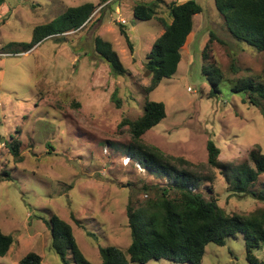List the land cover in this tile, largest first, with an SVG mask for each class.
<instances>
[{"label":"rangeland","instance_id":"obj_1","mask_svg":"<svg viewBox=\"0 0 264 264\" xmlns=\"http://www.w3.org/2000/svg\"><path fill=\"white\" fill-rule=\"evenodd\" d=\"M186 1L5 0L0 5V175L12 176V181H0V228L14 240L0 264H20L29 253L39 255L42 264H63L52 250L47 222L53 215L71 225L92 264H101L100 248L127 251L132 242L129 206L139 208L155 198L156 191L146 187L172 184L158 171L137 167L131 151L141 144L172 159V165L184 159L190 170L212 177L213 183L202 182L199 190L227 214L264 208L250 195L232 192L224 176L227 167L249 162L256 146L264 152L260 109L234 93L231 83L246 78L264 84V52L229 33L215 0H196L203 11L194 17L176 74L145 95L151 77L144 65L164 33L158 19L171 23L169 5ZM86 3L96 9L82 29L49 37L28 52L9 47L29 43L36 26ZM138 3L155 7L158 17L137 20L133 10ZM97 38L113 45L124 75L111 73L95 49ZM212 63L224 77L218 80L217 97H210L209 76L203 73ZM147 100L163 102L167 116L134 141L129 127L120 125L141 117ZM209 140L221 151V168L208 163ZM13 141L21 142V162L3 145ZM250 191L264 193V174ZM245 241L237 235L223 247L209 244L202 264H248ZM255 255L264 260L263 251ZM68 256V264H75Z\"/></svg>","mask_w":264,"mask_h":264},{"label":"trees","instance_id":"obj_2","mask_svg":"<svg viewBox=\"0 0 264 264\" xmlns=\"http://www.w3.org/2000/svg\"><path fill=\"white\" fill-rule=\"evenodd\" d=\"M4 1L0 0V5ZM215 6L229 33L236 40L264 52V0H215ZM95 9L93 3L67 8L50 23L36 26L29 43H11L9 47L16 45L22 49H17V53L28 52L49 37L82 29ZM202 11L196 0H187L181 4L169 5L171 23L162 18L158 19L163 25L164 33L155 41L144 65L146 73L151 77L150 85L144 88L145 95L155 91L164 79H171L176 74L182 60L181 50L193 31L194 17ZM133 14L141 21H151L158 17L155 7L142 3L134 7ZM127 40L130 44L129 39ZM206 48L203 52L205 57ZM95 49L115 77L126 73L111 43L97 38ZM210 65L203 67V73L209 76L210 97H217L220 94V81L224 77L216 63ZM231 83L232 91L242 95L245 102L260 109L264 119V84L246 78ZM166 116L163 102L147 100L141 117L134 121L124 119L120 126H128L134 141H139ZM3 145L8 147L16 162L23 160L20 141ZM138 148L137 151H131V155L136 158L135 162L169 177L172 184L160 189L146 187L145 191H156L155 198L139 208L129 206L131 245L127 251L114 246L100 248L101 264H147L158 260H168L176 264H202L209 244L223 247L227 239L236 238L237 235H243L246 239L248 264H264V260L255 255L257 250L264 254V208L249 215H229L211 195L206 198V193L199 190L202 182L213 183L212 177H203L190 170V163L184 159L177 160L178 165H172V159L154 149L143 144ZM207 150L209 165L221 168V151L217 145L209 140ZM227 172L223 174L232 192L236 195H250L264 203V193L250 191L264 174V152L261 146L250 151L249 162L227 167ZM0 181H12V176L4 172L0 175ZM212 190L210 187L209 191ZM47 225L52 236V250L63 264L69 263V254L75 264H92L80 250L71 225L57 215H53ZM13 243V238L4 234L0 228V258L9 253ZM20 264H42V259L35 253H29Z\"/></svg>","mask_w":264,"mask_h":264},{"label":"built area","instance_id":"obj_3","mask_svg":"<svg viewBox=\"0 0 264 264\" xmlns=\"http://www.w3.org/2000/svg\"><path fill=\"white\" fill-rule=\"evenodd\" d=\"M127 162H129V160ZM125 164H127V163H125ZM136 165H137V167L139 166L138 167L139 169H141V167H140L141 165H139V164H136Z\"/></svg>","mask_w":264,"mask_h":264},{"label":"clouds","instance_id":"obj_4","mask_svg":"<svg viewBox=\"0 0 264 264\" xmlns=\"http://www.w3.org/2000/svg\"><path fill=\"white\" fill-rule=\"evenodd\" d=\"M129 160L131 161L132 159L129 157ZM136 163V162H135ZM136 164H139V163H136ZM127 165V164H126ZM140 165V164H139Z\"/></svg>","mask_w":264,"mask_h":264}]
</instances>
